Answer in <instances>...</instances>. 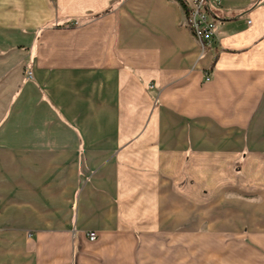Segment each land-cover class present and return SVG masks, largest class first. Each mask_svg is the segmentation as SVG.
<instances>
[{
	"label": "crops",
	"instance_id": "0c3cea01",
	"mask_svg": "<svg viewBox=\"0 0 264 264\" xmlns=\"http://www.w3.org/2000/svg\"><path fill=\"white\" fill-rule=\"evenodd\" d=\"M215 14L202 50L180 0H0V264H264V0Z\"/></svg>",
	"mask_w": 264,
	"mask_h": 264
},
{
	"label": "rangeland",
	"instance_id": "374dc122",
	"mask_svg": "<svg viewBox=\"0 0 264 264\" xmlns=\"http://www.w3.org/2000/svg\"><path fill=\"white\" fill-rule=\"evenodd\" d=\"M144 241L137 240L136 264H247L246 261L242 263L239 259H225L230 249L220 243L215 246V250L213 245L210 247L208 241L203 240H184L183 243L181 240H169L168 244L163 245L153 240L151 243L148 242L146 247ZM235 243L233 240L232 251L234 256L235 254L239 256L242 246ZM214 251L217 252L216 255L211 254V259H208L209 253Z\"/></svg>",
	"mask_w": 264,
	"mask_h": 264
},
{
	"label": "built area",
	"instance_id": "2783aa9c",
	"mask_svg": "<svg viewBox=\"0 0 264 264\" xmlns=\"http://www.w3.org/2000/svg\"><path fill=\"white\" fill-rule=\"evenodd\" d=\"M185 10L187 26L198 40L202 50L218 47L216 9L221 0H180ZM31 74V73H30ZM209 79V76L207 77ZM90 240L97 238L95 231L88 233Z\"/></svg>",
	"mask_w": 264,
	"mask_h": 264
},
{
	"label": "trees",
	"instance_id": "16d2710c",
	"mask_svg": "<svg viewBox=\"0 0 264 264\" xmlns=\"http://www.w3.org/2000/svg\"><path fill=\"white\" fill-rule=\"evenodd\" d=\"M254 5H255V4H254ZM254 5H253V6H254ZM106 12H107V11H106Z\"/></svg>",
	"mask_w": 264,
	"mask_h": 264
}]
</instances>
